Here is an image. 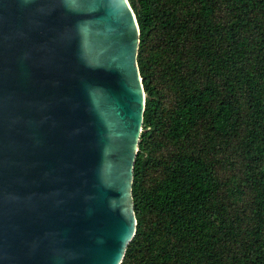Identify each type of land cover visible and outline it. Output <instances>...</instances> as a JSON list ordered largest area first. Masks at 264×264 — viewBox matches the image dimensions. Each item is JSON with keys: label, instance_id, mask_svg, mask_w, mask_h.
<instances>
[{"label": "water", "instance_id": "obj_1", "mask_svg": "<svg viewBox=\"0 0 264 264\" xmlns=\"http://www.w3.org/2000/svg\"><path fill=\"white\" fill-rule=\"evenodd\" d=\"M139 36L128 0H0V264H121Z\"/></svg>", "mask_w": 264, "mask_h": 264}, {"label": "trees", "instance_id": "obj_2", "mask_svg": "<svg viewBox=\"0 0 264 264\" xmlns=\"http://www.w3.org/2000/svg\"><path fill=\"white\" fill-rule=\"evenodd\" d=\"M145 93L121 264H264V0H128Z\"/></svg>", "mask_w": 264, "mask_h": 264}]
</instances>
